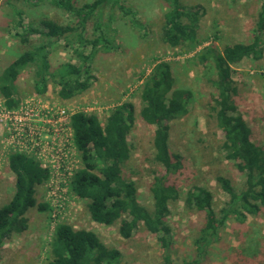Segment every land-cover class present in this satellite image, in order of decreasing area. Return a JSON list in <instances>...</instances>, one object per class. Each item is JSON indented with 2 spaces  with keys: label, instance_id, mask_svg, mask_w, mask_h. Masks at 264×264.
Wrapping results in <instances>:
<instances>
[{
  "label": "rangeland",
  "instance_id": "374dc122",
  "mask_svg": "<svg viewBox=\"0 0 264 264\" xmlns=\"http://www.w3.org/2000/svg\"><path fill=\"white\" fill-rule=\"evenodd\" d=\"M82 5L93 0H74ZM185 4H202L205 11L198 29L195 46H169L162 40L166 0H119L104 5L87 22L85 36L90 39L103 35L107 42L99 44L90 59L94 80L84 92L69 99L59 96L58 71L61 64L71 60L80 63L77 51L88 53L90 45L79 46L78 33L70 42L61 39L48 46L49 63L47 90H35L40 62L29 64L16 79L14 108L35 101L54 108L63 107L73 112L83 110L96 113L104 124L110 111L123 101L135 104V120L128 133L130 155L123 164L125 178L136 181L138 199L153 208L150 185L156 173L165 172L155 162L153 137L155 125L147 124L140 115L143 105L142 86L153 67L162 61L172 67L176 87L190 91L189 111L170 123V148L182 157V168L170 176L180 189V196L170 204L167 221L172 227V258L175 264L184 259L198 258L195 264H264V207L257 215L238 220L230 213L219 230V238L204 256L194 240L204 224V214L187 207L185 194L195 185L208 186L214 194V207L221 209L228 201L217 176L230 178L240 189L244 177L222 149L224 134L218 127L212 99L218 93L214 85L216 72L209 64L198 62L197 53L208 45L222 49L226 44L250 43L253 39L261 0H182ZM121 6L123 8H121ZM26 24L51 18L71 23L73 17L55 0H0V71L21 52L49 39L36 35L23 42V28L18 13ZM71 38V36L69 37ZM74 38L76 41H74ZM261 57H245L234 63L233 79L236 92L233 98L251 128L257 144L264 145V35ZM55 73V74H53ZM53 74V75H52ZM0 98L4 97L0 94ZM1 136V128H0ZM10 149L0 137V206L14 192L15 176L8 167ZM55 170L53 171V173ZM56 182H60L57 185ZM61 169L37 186L38 203L48 204L47 210L33 207L27 212L28 227L13 234L0 249V264H45L50 257V241L58 222H67L76 228L94 230L110 247L121 253L117 264H163L165 249L157 235L140 223L135 233L124 238L118 223L105 225L94 221L88 212L87 201L78 197L69 185H64Z\"/></svg>",
  "mask_w": 264,
  "mask_h": 264
},
{
  "label": "trees",
  "instance_id": "16d2710c",
  "mask_svg": "<svg viewBox=\"0 0 264 264\" xmlns=\"http://www.w3.org/2000/svg\"><path fill=\"white\" fill-rule=\"evenodd\" d=\"M55 2L71 14V23L43 18L37 25L26 24L23 13H18V24L23 31L17 34L23 42L36 35L46 37L49 42L21 52L0 71V94L8 107L19 101L15 81L29 64L40 62L35 90L46 92L50 66L46 48L61 39L70 42L72 34L78 33V40L74 38V41L80 47L90 45L91 50L88 53L75 50L80 63L69 60L61 64L58 94L69 99L86 91L93 83L95 77L89 61L98 45L107 39L103 35L93 39L85 36L87 22L104 5L119 3V0H93L82 5H77L74 0ZM166 2L168 9L164 13L162 40L172 47L195 46L204 5L185 4L182 0ZM263 35L264 0H261L250 43L226 44L222 49L211 44L196 54L198 62L210 63L215 69L214 85L218 93L211 100V110L224 134L222 149L225 157L233 161L244 177L243 186L237 189L230 178L217 176L228 195L226 205L219 210L214 207V194L208 186L195 185L186 191L187 207L204 214V224L194 240L201 256L219 238V230L230 213L238 220H244L247 215L259 214L264 207V145L253 141L251 128L233 98L236 92L233 64L245 57L260 58ZM190 97L188 89L175 86L171 64L166 61L153 67L142 86L140 115L145 123L155 125L153 158L165 171L153 176L150 185L152 209L139 201L136 181L125 178L122 173L123 164L130 155L127 136L135 120V104L132 101L119 103L110 111L104 124L96 113L76 111L71 115L75 145L82 160V166L72 176L71 190L87 201L89 215L94 221L105 225L118 223L119 234L124 238L131 237L143 223L147 230L157 235L165 249L163 264H175L171 253L172 227L167 217L170 204L180 196V189L170 176L183 165L181 155L170 148V123L189 111ZM7 162L15 182L11 198L0 206V249L13 234L22 233L28 227L27 212L31 208L48 209L47 203H38L37 199V186L47 179L48 170L34 157L19 152H9ZM120 255L118 249L108 246L94 230L58 222L50 241V257L45 264H117ZM197 259H184L181 264H195Z\"/></svg>",
  "mask_w": 264,
  "mask_h": 264
},
{
  "label": "built area",
  "instance_id": "2783aa9c",
  "mask_svg": "<svg viewBox=\"0 0 264 264\" xmlns=\"http://www.w3.org/2000/svg\"><path fill=\"white\" fill-rule=\"evenodd\" d=\"M14 106L8 107L5 99L0 98L1 143L8 146L9 152L24 153L37 159L49 175H55L61 169L62 183L65 186L71 184L74 172L82 166L71 115L83 110L69 112L63 107L42 105L40 100L38 103L27 102L18 109ZM56 184L60 185V182Z\"/></svg>",
  "mask_w": 264,
  "mask_h": 264
}]
</instances>
